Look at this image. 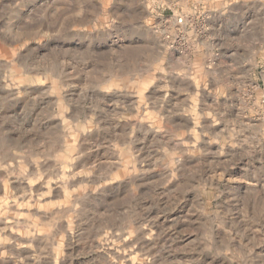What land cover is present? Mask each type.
Instances as JSON below:
<instances>
[{
  "label": "rangeland",
  "instance_id": "rangeland-1",
  "mask_svg": "<svg viewBox=\"0 0 264 264\" xmlns=\"http://www.w3.org/2000/svg\"><path fill=\"white\" fill-rule=\"evenodd\" d=\"M0 264H264V0H0Z\"/></svg>",
  "mask_w": 264,
  "mask_h": 264
},
{
  "label": "built area",
  "instance_id": "built-area-1",
  "mask_svg": "<svg viewBox=\"0 0 264 264\" xmlns=\"http://www.w3.org/2000/svg\"><path fill=\"white\" fill-rule=\"evenodd\" d=\"M177 23H178L179 25H182V24H183V19H182V18L177 19Z\"/></svg>",
  "mask_w": 264,
  "mask_h": 264
}]
</instances>
